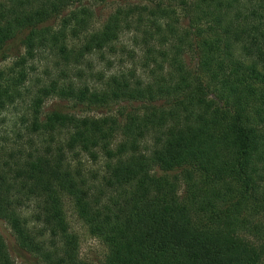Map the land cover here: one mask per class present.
Here are the masks:
<instances>
[{"label": "trees", "instance_id": "obj_1", "mask_svg": "<svg viewBox=\"0 0 264 264\" xmlns=\"http://www.w3.org/2000/svg\"><path fill=\"white\" fill-rule=\"evenodd\" d=\"M85 1L0 0V114L23 127L0 144V221L18 248L93 264L69 197L101 264H264V0H92L113 7L100 25ZM53 97L75 111L45 112ZM0 264H21L1 234Z\"/></svg>", "mask_w": 264, "mask_h": 264}, {"label": "rangeland", "instance_id": "obj_2", "mask_svg": "<svg viewBox=\"0 0 264 264\" xmlns=\"http://www.w3.org/2000/svg\"><path fill=\"white\" fill-rule=\"evenodd\" d=\"M85 4L87 7H91L93 11L91 21L100 25L107 17V15L113 9L112 4L109 3H100L99 1L86 0ZM52 23V22H51ZM57 21L53 22V26H56ZM128 37L124 38V44L126 45ZM130 43V42H129ZM130 46V44H127ZM138 51V50H136ZM48 53L41 58L36 59L35 64L39 67L40 70L44 69L48 63ZM125 61L128 62V65L131 64L128 57L124 55ZM95 66L98 71L105 69V62L98 63V60L94 57ZM188 61H193L191 56H187ZM97 63V64H96ZM4 65V62H0V67ZM59 111H75L72 108V103L69 101H62L56 97L49 98L46 100L44 104L43 110L45 112L52 110ZM90 114L99 115V112H91ZM17 122V112H14V115H10L9 113H1L0 114V144L1 140L4 138L10 139V146L17 141V129L23 128L21 124L19 125ZM21 131V130H20ZM22 132V131H21ZM24 132V131H23ZM6 145V144H5ZM1 146V145H0ZM77 160L86 163L87 155L83 154L79 155ZM77 160H74V163H77ZM90 163H86L87 167L90 166ZM86 175V171H85ZM63 210L65 213V225L69 233L76 236L78 241V256L86 262H90L93 264H101L104 260V256L107 252L106 246L95 236H93L84 221L78 216L77 211L73 205L72 200L69 197H65L63 199ZM37 205L34 202L26 203L25 208L22 210L23 215L31 221L32 224L30 226H34V233L39 234L41 231L42 235L38 238L45 242L46 246H49L51 241H59L60 234H57L56 229L50 228V226L45 225L42 221L35 220V212L37 210ZM0 234L2 235L4 241L6 242L8 251L11 254V257L15 259V261L20 262L21 264H35L36 258L40 257L34 253L26 252L18 248L16 244V240L13 234L12 229L5 223L0 221Z\"/></svg>", "mask_w": 264, "mask_h": 264}]
</instances>
